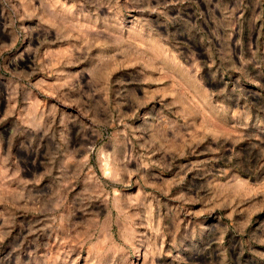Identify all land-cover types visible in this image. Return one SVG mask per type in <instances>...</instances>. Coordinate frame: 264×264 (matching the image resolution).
I'll return each instance as SVG.
<instances>
[{
    "label": "rangeland",
    "instance_id": "1",
    "mask_svg": "<svg viewBox=\"0 0 264 264\" xmlns=\"http://www.w3.org/2000/svg\"><path fill=\"white\" fill-rule=\"evenodd\" d=\"M0 264H264V0H0Z\"/></svg>",
    "mask_w": 264,
    "mask_h": 264
},
{
    "label": "bare ground",
    "instance_id": "2",
    "mask_svg": "<svg viewBox=\"0 0 264 264\" xmlns=\"http://www.w3.org/2000/svg\"><path fill=\"white\" fill-rule=\"evenodd\" d=\"M104 165H105V166H104V172H105V174H106V175L110 174V173H109V171H110V167H109V166H110V165H109V164H104Z\"/></svg>",
    "mask_w": 264,
    "mask_h": 264
}]
</instances>
